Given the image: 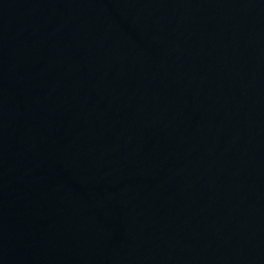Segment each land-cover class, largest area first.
<instances>
[{"label": "water", "instance_id": "1", "mask_svg": "<svg viewBox=\"0 0 264 264\" xmlns=\"http://www.w3.org/2000/svg\"><path fill=\"white\" fill-rule=\"evenodd\" d=\"M0 264H264V0H0Z\"/></svg>", "mask_w": 264, "mask_h": 264}]
</instances>
